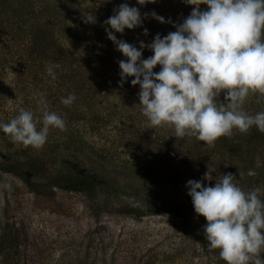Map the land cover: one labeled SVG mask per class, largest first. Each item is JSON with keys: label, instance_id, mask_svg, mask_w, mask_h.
I'll return each mask as SVG.
<instances>
[{"label": "rangeland", "instance_id": "obj_1", "mask_svg": "<svg viewBox=\"0 0 264 264\" xmlns=\"http://www.w3.org/2000/svg\"><path fill=\"white\" fill-rule=\"evenodd\" d=\"M102 1L81 0L83 13L78 21L86 18L93 6L94 10L97 6L102 10L103 4H97ZM168 1L171 15L173 9L186 5L184 0ZM33 5L40 9L36 0ZM201 8L207 6L201 5ZM1 37L2 34L0 122H9L18 115L20 108L41 115L38 100L43 93L50 110L66 120L67 131L51 130L43 149L36 151L12 143L0 130V165L17 163L28 179L27 185L15 175L0 170V185H11V190L0 187V264H225L219 257V250L208 247L203 230L198 226L205 218L195 213L190 196L187 201L184 199L181 187L190 180L188 173L182 166L181 172L173 167L183 162L197 164L189 169L194 171L192 179L200 180L217 151L205 146L203 155L194 148L189 155L192 158L173 159L170 163L159 151L151 149L162 145V135L155 136L149 130L143 132V120L138 117L131 121L133 134L129 144H133L128 145L131 147L125 146L128 136L122 123H111L109 127H112L98 132L87 119L77 116L71 119L66 111L61 113L58 108L62 105L61 99L55 96L56 80L46 72L48 62L27 58L29 47L24 34L5 40ZM263 100L261 96H253L244 107L254 115L264 111ZM234 135L238 142L246 140V134ZM75 136L89 142L90 147L74 145L69 148L67 139ZM140 138L141 141L144 139L142 144L138 141ZM151 139L153 145L147 147L146 143ZM260 145L238 150L233 160L236 169L222 165L226 159H216L221 165L216 167L214 178L230 172L235 173L237 182L245 190L264 187L263 174H259V170L264 171V148ZM96 149L107 153L110 161L100 159ZM148 162L152 168L150 175L154 174L155 179L145 182L138 170ZM202 164L206 168L199 166ZM74 166L90 175L102 174L103 183L108 186L99 188L92 198L84 193L51 191L49 182L55 171L73 169ZM169 166L178 173L166 185L163 176ZM250 169L257 175L249 176ZM240 173L244 175L240 176ZM209 183L214 185L215 180L206 184ZM153 202L163 205V213L138 216L125 212L132 206L142 211Z\"/></svg>", "mask_w": 264, "mask_h": 264}, {"label": "clouds", "instance_id": "obj_2", "mask_svg": "<svg viewBox=\"0 0 264 264\" xmlns=\"http://www.w3.org/2000/svg\"><path fill=\"white\" fill-rule=\"evenodd\" d=\"M184 2L192 11L173 24L176 30L163 37L157 33L150 43L140 41L139 47L115 33L142 27L149 16L160 23H172L171 19L165 21L155 11L142 15L127 2L113 9L102 26L126 58L118 61L119 83L132 77V86L140 88L139 105L147 126L171 129L176 138H195L211 149L220 138L247 134L253 127L264 133V111L251 115L244 107L251 97H264V0ZM137 3L145 6L156 0ZM85 22L95 24V15L86 16ZM143 34L148 35L147 28ZM145 48L152 52L146 59ZM59 67L49 63L46 72L56 79ZM75 100V94H69L61 103L71 107ZM38 110L41 115L20 108L9 122H0V130L14 144L42 150L50 131H67V122L50 110L43 93ZM216 171L207 166L200 180L190 179L185 185L195 213L206 220L208 247L219 250L225 264H264V187L245 190L236 175L214 178ZM247 174L257 175L251 169ZM213 180L214 185L205 183ZM0 187L11 190L8 183Z\"/></svg>", "mask_w": 264, "mask_h": 264}, {"label": "trees", "instance_id": "obj_3", "mask_svg": "<svg viewBox=\"0 0 264 264\" xmlns=\"http://www.w3.org/2000/svg\"><path fill=\"white\" fill-rule=\"evenodd\" d=\"M33 1L0 0L1 39L18 38L24 34L26 41H28L29 52H27V58L30 61L34 59L40 63L45 61L48 62L47 64L60 65L59 68L55 69V80L58 89L55 96L59 99L62 97L66 98L69 94H75L76 96V100L71 107L63 106L60 102L62 105H59L58 108L61 113L66 111L71 119L77 116L89 120L90 126L96 127L98 132L112 127H109L111 123L114 125L116 122L122 123L128 136L125 141L126 145L123 144L127 147H131L128 145L133 144V142L129 144V137L133 134L131 132V121L138 117L143 120L144 129H141L143 132L149 130V132L153 131L154 133L152 134L155 136L162 135V145L153 146L151 149L159 151L160 156L168 158L170 163L173 162V159L174 161H181L182 159L192 158L189 155L194 148L200 150L204 155L206 145L203 142L195 138L179 139L174 137L171 129L154 130L147 126V120L142 115L139 105V85L132 86V77L127 78L122 86L119 83L120 69L118 61L126 58L116 50V46L107 38L105 27L102 26L104 21L113 15V9L125 2L129 6L139 8L142 15L155 11L157 15L164 17L165 21H168L169 18L171 19L172 23L162 24L149 16L144 19L142 27L133 30L125 29L124 34L115 33L118 39H123L139 47L140 41H144L146 44L150 43L157 33L163 37L169 32L175 31L173 24L182 22L183 18L190 14L192 10L190 5L186 4L184 8L173 9L174 12L171 15L169 12L171 6L168 0H156L154 6L151 3L141 6L137 3V0H103L97 3L103 4L104 8L102 10L98 6L95 10V6L91 7L89 15H95L96 17V23L92 24L86 23V18L78 21V18L82 17L81 14L83 13L81 0H36V4L40 9L34 8ZM144 28L148 29L147 36L143 34ZM0 47L3 48L4 46ZM150 55H152V52L145 48L143 58L146 59ZM159 70V66L154 69L156 72ZM245 110L248 111L249 109L246 107ZM233 136L231 138L222 137L216 142L213 148V151H217L215 152L216 155L212 157V160L214 159L213 162L207 166L216 169L221 164L215 160L223 158L226 159V162L222 165L236 169L237 164L234 162V156L237 155L238 150L245 148V146L252 148L257 143L264 148V133L259 132L255 127L246 134L244 142L236 141L235 135ZM160 138L161 136H159ZM152 140L146 143L147 147L153 145ZM138 141H141V138ZM143 142L144 139L140 144ZM66 143L69 148L74 147V145L77 148L90 147L89 142L79 136L68 138ZM113 143H115V140L112 141ZM91 149H94L92 145ZM96 151V155L100 159L107 162L110 161V156L107 153L100 152L97 149ZM150 165L151 162H148L144 168L138 170L140 177L145 182L148 179H155L154 174L150 175L152 169ZM196 165L183 162L173 167L178 172H181L182 166L188 173L189 178L192 179L191 174H194V171L189 168ZM199 166L203 167L204 165ZM203 168H206V166ZM80 169L74 166L73 169L69 170L65 168L56 170L52 180L49 182L51 191L84 193L87 197L92 198L99 188L108 186L103 183L104 177L102 174L90 175L88 172L80 171ZM0 170L4 173L15 175L28 185L27 174L20 169L19 164L0 165ZM177 171H174L170 166L164 170L165 176L163 178L167 180L166 185H169V181L172 180L174 174L178 173ZM259 171V174H263L264 177V171ZM215 173L217 175V172ZM189 178L186 177V180ZM181 189L185 195L184 199L187 201L189 197L187 189L186 187H181ZM36 193L48 194L50 192L36 191ZM162 206L160 203L153 202L145 206L142 211H138L136 210L137 208L132 206L126 208L125 212L138 216L160 215L163 213ZM205 224L206 220L204 219L198 223V226L203 230Z\"/></svg>", "mask_w": 264, "mask_h": 264}]
</instances>
